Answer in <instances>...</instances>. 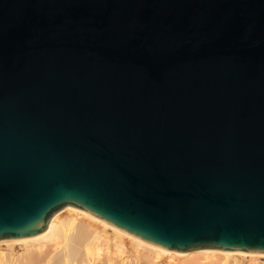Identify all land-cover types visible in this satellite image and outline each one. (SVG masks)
Wrapping results in <instances>:
<instances>
[{
    "label": "water",
    "instance_id": "water-1",
    "mask_svg": "<svg viewBox=\"0 0 264 264\" xmlns=\"http://www.w3.org/2000/svg\"><path fill=\"white\" fill-rule=\"evenodd\" d=\"M66 205L264 253V0H0V242Z\"/></svg>",
    "mask_w": 264,
    "mask_h": 264
},
{
    "label": "bare ground",
    "instance_id": "bare-ground-1",
    "mask_svg": "<svg viewBox=\"0 0 264 264\" xmlns=\"http://www.w3.org/2000/svg\"><path fill=\"white\" fill-rule=\"evenodd\" d=\"M0 264H264V253L166 250L66 205L38 235L0 242Z\"/></svg>",
    "mask_w": 264,
    "mask_h": 264
},
{
    "label": "rangeland",
    "instance_id": "rangeland-1",
    "mask_svg": "<svg viewBox=\"0 0 264 264\" xmlns=\"http://www.w3.org/2000/svg\"><path fill=\"white\" fill-rule=\"evenodd\" d=\"M19 246V245H18ZM18 246H17V248H18Z\"/></svg>",
    "mask_w": 264,
    "mask_h": 264
}]
</instances>
